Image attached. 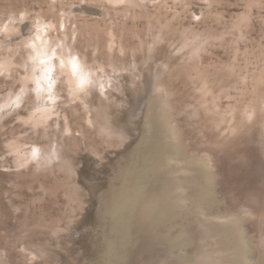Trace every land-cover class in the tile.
Here are the masks:
<instances>
[{"label": "rangeland", "instance_id": "1", "mask_svg": "<svg viewBox=\"0 0 264 264\" xmlns=\"http://www.w3.org/2000/svg\"><path fill=\"white\" fill-rule=\"evenodd\" d=\"M154 62L175 110L196 113L182 132L208 163L202 217L235 222L245 264H264V0H0L3 264L194 260L205 225L163 219L171 198L143 96ZM100 102L126 139L88 128Z\"/></svg>", "mask_w": 264, "mask_h": 264}, {"label": "bare ground", "instance_id": "2", "mask_svg": "<svg viewBox=\"0 0 264 264\" xmlns=\"http://www.w3.org/2000/svg\"><path fill=\"white\" fill-rule=\"evenodd\" d=\"M108 1L116 4V3L123 2L124 0H107V2ZM158 37L156 41L158 40ZM153 43L155 44V41H153ZM154 44H150L149 46H147V50H146L147 60L153 61L154 59V48H155ZM144 59H145V56H144ZM81 64H77L78 66L79 65L80 66L78 68L76 67L75 81L77 84H80V86H82V88L84 89L83 91L87 93H91L95 89V88L94 89L92 88V91H91V88H90L91 84H93L91 83L93 81H90V76L92 75L90 74L91 71H89L88 73L86 71L87 69H84V66ZM114 68H115L114 66H110L109 71L111 72L115 71ZM166 68L167 66L166 64H163V62H159V63H156L150 66L145 73V83L143 87V96L145 98L144 101H146L148 105V108H147L148 126L150 129L151 135L153 137L151 138L153 139V142L155 144V147H154L155 157H156L155 161L157 162L155 164H157V169L160 171L162 177L165 179V182L169 189V193H170L169 195L171 198L172 212H171V215H168L166 218H163L165 219L164 222L171 220L170 218H180V219L189 218L190 220H192V222L205 225V227L208 229V234H207L208 237L204 238L202 241L200 240V242L194 248V253H193L194 260L191 261V264H245L244 243L241 239V233L239 231V228L235 224V222L224 223L221 221L222 218H217L218 216L216 217L212 216L213 218H209L208 220L202 217L201 206L203 205L204 202L207 201L206 198L208 196V193L204 189L202 178L205 177L207 174L208 163L206 162L207 161L206 156L205 157L202 155L198 156L197 153L188 154L187 148L183 144L184 134L182 132V129L187 128L189 123L195 118L194 116L196 115V113H194L193 110H190L187 108L181 109V110H175V107L172 101L173 95L171 91L169 90V88L167 87V84L165 86L162 83V76ZM99 70L101 71L102 69H99ZM120 70L119 72L122 73V71ZM101 72H99V74L97 73V76L94 75L92 77L94 78V82L95 81L99 82V84L102 87L105 84L107 85L108 81H111L112 79L111 78L106 79V77L103 78L105 74L106 75L108 74L106 73L108 71H106L105 73L103 71ZM114 73H117V72H114ZM163 81L165 82V80ZM71 85H72L71 83H67V87ZM103 89L104 87H102V90ZM44 90L49 91V89H45V88ZM44 90L42 89V91ZM202 97L203 96H201V98ZM109 101H112V100H109ZM102 102H105V101L103 100ZM195 112H196V109H195ZM103 113H104L103 105L100 102L98 106L93 107L90 111V120L87 124L88 128L90 130H96L100 132L101 135H104L107 139L111 136H115L118 140H122L123 138H125L123 135L124 134L123 131L120 130L118 127H116L106 117H104ZM251 113L252 112L250 113L245 112L242 115L246 116L247 118L248 117L251 118L252 117ZM230 130L232 131V129ZM164 193L166 194L167 192H164ZM166 198L168 197L166 196ZM176 241H178V239ZM176 245L177 243L174 246L172 244L173 247H175ZM182 260L183 258H181V261ZM185 261L186 259L184 260V262ZM166 262L167 260L165 259V263ZM0 264H3L1 261V258H0ZM149 264H152V263H149Z\"/></svg>", "mask_w": 264, "mask_h": 264}]
</instances>
